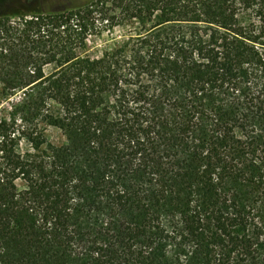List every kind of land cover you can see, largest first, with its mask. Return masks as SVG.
Listing matches in <instances>:
<instances>
[{
  "label": "trees",
  "instance_id": "1",
  "mask_svg": "<svg viewBox=\"0 0 264 264\" xmlns=\"http://www.w3.org/2000/svg\"><path fill=\"white\" fill-rule=\"evenodd\" d=\"M0 85V264H264V0H0Z\"/></svg>",
  "mask_w": 264,
  "mask_h": 264
},
{
  "label": "rangeland",
  "instance_id": "2",
  "mask_svg": "<svg viewBox=\"0 0 264 264\" xmlns=\"http://www.w3.org/2000/svg\"><path fill=\"white\" fill-rule=\"evenodd\" d=\"M84 1L85 0H26V2L35 4L36 7L44 10H51L65 6H75ZM126 33L127 32L125 28H110L103 31L98 36L91 37L88 42V54L90 56H98L103 50H106L111 46L121 45L126 40L124 37ZM18 98L19 95H16L8 100L0 99V118L7 114V112L10 110L11 103L16 101Z\"/></svg>",
  "mask_w": 264,
  "mask_h": 264
}]
</instances>
